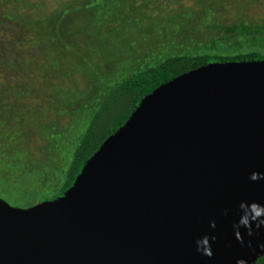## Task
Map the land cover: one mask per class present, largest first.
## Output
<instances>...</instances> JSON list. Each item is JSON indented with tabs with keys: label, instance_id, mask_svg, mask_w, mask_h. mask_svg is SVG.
<instances>
[{
	"label": "water",
	"instance_id": "obj_1",
	"mask_svg": "<svg viewBox=\"0 0 264 264\" xmlns=\"http://www.w3.org/2000/svg\"><path fill=\"white\" fill-rule=\"evenodd\" d=\"M241 202L264 205V60L152 91L57 199L0 198V264H255L264 228L235 239ZM204 236L211 258L196 250Z\"/></svg>",
	"mask_w": 264,
	"mask_h": 264
},
{
	"label": "trees",
	"instance_id": "obj_2",
	"mask_svg": "<svg viewBox=\"0 0 264 264\" xmlns=\"http://www.w3.org/2000/svg\"><path fill=\"white\" fill-rule=\"evenodd\" d=\"M135 1L60 0L45 15L37 1L0 0V185L10 206L26 209L62 196L101 144L161 85L209 63L264 60V23L249 29L239 15V30H229L212 17L236 4L199 0L206 14L200 23L207 22L201 39L191 23L196 12L168 16L163 25L152 19L162 28L181 23L171 34L178 42L164 40L156 52L125 65L129 46L114 49L118 34L134 18L130 28L147 19L139 15L146 2L134 7ZM34 94H45L54 120L36 121V113L26 110L25 123L23 102ZM35 134L39 156L20 143ZM255 264H264V257Z\"/></svg>",
	"mask_w": 264,
	"mask_h": 264
},
{
	"label": "rangeland",
	"instance_id": "obj_3",
	"mask_svg": "<svg viewBox=\"0 0 264 264\" xmlns=\"http://www.w3.org/2000/svg\"><path fill=\"white\" fill-rule=\"evenodd\" d=\"M37 1V3H40L41 10L39 12H43L45 15L47 13L52 12L59 4L60 0H34V2ZM63 1V0H62ZM146 2V6L143 9V13L139 14L141 16H144L147 18L145 21L140 22L139 28L134 27L130 28V23H133V21L136 19L134 18L133 21L130 23H127L125 31L118 34V39L120 40V43H118V47L114 49H120L123 48L124 45L129 46L128 53H126V60L123 63L127 65V63H135L134 60H141L143 59V54L146 51H152L156 52L160 46H162L164 40L165 42L169 43H176L178 40H174L175 42L171 41V34L172 31H176V29H179L181 26V23L177 24L178 21H174L175 25L169 24L165 27H159V22L152 21V19H157L158 21L162 20L161 25L165 24L164 19L168 16L176 15L181 12L184 13H193L196 12V14H193L194 19L191 20V23L198 28L197 32H200L195 36V38L201 39V35L205 34V30L207 26V22L203 24L200 23L201 19H205L206 14L201 9V6L199 5V0H144ZM231 2H234L236 5L226 4V10L222 13H216L212 18H214V22H219L218 26L226 27L230 30V28H235L236 30H239L240 27L236 26L237 23V17L240 15L244 21H246L248 24V28L250 29L255 24L259 23L262 24L261 27H263V21H264V0H230ZM236 1V2H235ZM228 2V1H227ZM143 3V0H136L134 3V7H139ZM37 11H35V14ZM135 16V15H134ZM151 18V19H150ZM190 25V22H189ZM188 27V23L187 26ZM190 28V27H189ZM221 30V29H220ZM177 32V31H176ZM113 37V36H112ZM204 39V38H203ZM185 38L182 39L183 42ZM180 41V40H179ZM208 40H204L203 42L206 43ZM111 43V42H108ZM246 43V42H245ZM246 44H250L247 42ZM167 45V44H166ZM174 45V44H171ZM94 47V45H92ZM225 47V45H224ZM98 49H102L101 46L98 47ZM137 68V66H136ZM79 76H75V78H72V81L77 80ZM61 79V78H59ZM40 79H35L34 87H38L40 83ZM54 82H59L58 80H54ZM42 90L45 93V90ZM49 95V94H48ZM49 97H51L49 95ZM5 99L3 100V102ZM25 103V106L21 107L22 113H25L26 110L30 112L33 110L36 115L33 117L34 120L40 121V122H46V121H52L54 120V116L56 114L53 113V111L50 107V102L47 101L45 94L40 95H31L30 97L26 98V100L23 102ZM41 105L40 108L44 109V107H49L46 112L44 110L38 109L37 106ZM38 111H42L41 114H39ZM24 121L27 124L30 117L28 114H24ZM32 129L34 130V127L32 126ZM22 146H26L28 151L32 152L33 154H36L39 156L40 154L37 151L38 146L41 144V138L38 135H30L27 139H24L20 142ZM2 185H0V198L4 201L7 200V194L8 190H3Z\"/></svg>",
	"mask_w": 264,
	"mask_h": 264
},
{
	"label": "clouds",
	"instance_id": "obj_4",
	"mask_svg": "<svg viewBox=\"0 0 264 264\" xmlns=\"http://www.w3.org/2000/svg\"><path fill=\"white\" fill-rule=\"evenodd\" d=\"M260 174L253 173L250 176L252 181H256L260 179ZM238 211L240 213L239 220L233 224V230L235 234V239L243 243L242 236L240 234L239 229L244 228L246 230V234L248 236H252L253 230H260L264 228V205H260L258 203L252 202H241L238 206ZM227 210H225L224 215H227ZM212 227H215V223L213 222ZM211 240H215V237H211ZM251 246V242L249 241V247ZM259 249L264 251V243L260 244ZM196 250L201 255L211 258V245H210V238L208 236H204L201 239L196 241ZM237 264H246L244 260H238Z\"/></svg>",
	"mask_w": 264,
	"mask_h": 264
}]
</instances>
